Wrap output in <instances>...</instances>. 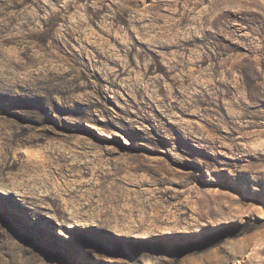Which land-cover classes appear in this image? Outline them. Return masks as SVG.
I'll list each match as a JSON object with an SVG mask.
<instances>
[{
  "label": "rangeland",
  "instance_id": "rangeland-1",
  "mask_svg": "<svg viewBox=\"0 0 264 264\" xmlns=\"http://www.w3.org/2000/svg\"><path fill=\"white\" fill-rule=\"evenodd\" d=\"M0 264H264V0H0Z\"/></svg>",
  "mask_w": 264,
  "mask_h": 264
},
{
  "label": "bare ground",
  "instance_id": "bare-ground-1",
  "mask_svg": "<svg viewBox=\"0 0 264 264\" xmlns=\"http://www.w3.org/2000/svg\"><path fill=\"white\" fill-rule=\"evenodd\" d=\"M258 178V177H257ZM261 199V198H260ZM261 202V201H260ZM223 210V209H222ZM238 211V210H237ZM240 211V210H239ZM259 211V210H258ZM230 212V211H229ZM248 212V211H247ZM218 213V212H217ZM218 214H216V216H217ZM223 215V214H222ZM215 216V217H216ZM230 216V215H229ZM215 221V220H214ZM254 226V225H253ZM230 244H231V242H230ZM234 246V245H233ZM241 246V245H240ZM230 254V253H229Z\"/></svg>",
  "mask_w": 264,
  "mask_h": 264
}]
</instances>
